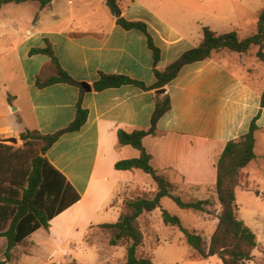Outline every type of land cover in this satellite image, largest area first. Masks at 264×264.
<instances>
[{"label": "crops", "instance_id": "0c3cea01", "mask_svg": "<svg viewBox=\"0 0 264 264\" xmlns=\"http://www.w3.org/2000/svg\"><path fill=\"white\" fill-rule=\"evenodd\" d=\"M57 1L40 7L63 20L53 28L36 30L32 24L24 29L15 18L0 20V57L15 54L9 81L5 74L0 78V144L22 148L21 136L27 130L43 136L64 130L75 120L80 105L89 112L85 126L64 135L44 156L71 187L63 202L76 195L80 200L55 216L49 229L40 228L14 247L7 264H79L80 252L91 247L87 238L101 225L116 223L112 219L119 220L125 200L157 191L155 182L152 190H145L149 174L119 171L115 166L140 157L133 147L119 146L118 132L148 131L157 105L165 98H170L171 109L159 121L156 134L143 144L152 167L173 190L187 194L204 187L205 191L204 185L217 181V162L226 144L249 130L248 126L244 132L243 120L235 129L233 121L251 108L253 92L232 68L234 63L243 64L242 59H232L227 50L185 66L176 80L161 88L167 93L160 100L158 89H94L102 75H122L152 86L155 70L164 72L198 47L205 27L220 33L211 22L219 20L211 10L216 0H119L122 17L147 25L161 51L157 65L147 37L121 27L104 0H63L56 9ZM46 48L74 84L38 86L57 76L49 55L31 53ZM82 83L91 86V92ZM7 247V239L0 238V262H6Z\"/></svg>", "mask_w": 264, "mask_h": 264}, {"label": "trees", "instance_id": "16d2710c", "mask_svg": "<svg viewBox=\"0 0 264 264\" xmlns=\"http://www.w3.org/2000/svg\"><path fill=\"white\" fill-rule=\"evenodd\" d=\"M52 1L0 0V9L8 4L21 5L30 2H37L44 9ZM104 1L114 16L121 14L117 21L121 27L129 31H139L147 37L148 46L153 52L154 63L157 65L161 59V51L155 45L147 25L142 22H130L122 17L119 0ZM254 47L258 48L256 58L264 63V11L258 17L257 33L245 40H240L235 32L219 35L205 27L201 44L185 52L164 72L155 70V83L150 87L126 76L102 75L94 84V89L102 92L123 86H134L144 91L165 88L178 78L185 66L205 61L215 52L227 50L244 55ZM31 53L49 55L57 71L56 77L39 83V87L46 88L57 83H75L61 67L51 49H34ZM260 108L259 113L250 123L248 132L229 141L217 162L216 193L221 205V213L210 244L207 245L200 234L184 228L178 217L163 210V222L167 226L179 228L187 244L203 259L218 257L223 264H248L252 261L253 252L258 247L256 234L245 221L239 218L236 190L240 184L241 172L257 159L256 133L260 129L258 121L264 110V92L261 96ZM170 109L171 100L167 97L157 105L148 131H137L131 134L122 130L118 132L119 146L133 147L139 151L140 157L120 161L115 168L119 171L141 170L149 174L157 185L156 192H145L125 200L122 214L116 223L100 226L101 230L109 233L110 246L127 247L125 264H154L151 259L138 256L144 244L140 219L145 214L161 209L164 198H170L183 210L206 212L207 207L211 206L209 200L185 202L181 197L174 195L172 184L151 165V155L146 151L143 141L146 137L156 134L159 121ZM88 114L89 112L79 105L75 120L66 129L46 136L38 131L30 130L22 134L21 139L25 141V147L30 146L34 141L42 143L41 152L33 155L29 166L21 167L22 165L18 164V158H16L18 151L11 145L0 144V238H6L8 242L5 252L6 262H0V264H7L10 261L14 247L40 228L49 229L50 221L55 216L80 200V196L76 195L73 201L63 202L67 198L66 189L71 187L67 184L65 177L44 156L64 135L81 131L88 120ZM7 224L9 226L5 227Z\"/></svg>", "mask_w": 264, "mask_h": 264}, {"label": "rangeland", "instance_id": "374dc122", "mask_svg": "<svg viewBox=\"0 0 264 264\" xmlns=\"http://www.w3.org/2000/svg\"><path fill=\"white\" fill-rule=\"evenodd\" d=\"M72 1L79 2L78 0ZM60 3L63 4V0L56 2V9H59ZM211 10H215L219 17V20H211L213 28L220 32L219 35L235 32L240 40H245L257 33L258 17L264 11V0H216ZM51 13L50 9L40 11L39 3L8 4L0 10V20L15 18L19 21L18 23H22L21 26L24 29H30L34 24L36 30H42L53 28L63 22L62 19L56 20L51 17ZM257 51L258 48L254 47L249 53L240 57L237 54L225 52L234 60L242 59L243 64L232 62L234 63L232 68L250 85L253 92L250 95L251 108L233 121L236 129L243 120L244 125L242 123L241 127H244V132L259 113L260 100L264 92V63L256 58ZM11 57L14 58L15 54L0 57V78L2 74H5L7 81L10 79ZM258 125L260 129L256 133L257 159L241 172L240 184L236 190L239 218L254 231L258 242V247L253 252V259L248 264H264V110ZM9 145L18 151L16 158H18V164L22 165L21 167L29 166L33 155L39 154L42 147L39 141H34L30 146L22 148H18L14 143H9ZM143 175L146 174L143 173ZM145 177H147L144 184L145 190L150 191L154 186V181L151 176L146 175ZM204 186L205 191L203 187L198 192L186 194L176 189L173 190V194L181 197L185 202L209 200L211 206L207 207L206 212L183 210L173 200L167 198L164 199L161 209L141 217L144 244L139 250L140 258L151 259L154 264H223L218 257L201 258L187 244L179 228L167 226L163 222V210H166L178 217L184 228L200 234L209 245L218 225L221 205L216 193V180ZM116 221L118 219H112V223ZM8 226L9 224L5 225V227ZM109 239V233L104 230L100 229L91 233L87 238V245L91 247L80 252L81 259L77 257L79 264H125L127 247H112ZM71 264L78 263L72 262Z\"/></svg>", "mask_w": 264, "mask_h": 264}, {"label": "water", "instance_id": "95a60500", "mask_svg": "<svg viewBox=\"0 0 264 264\" xmlns=\"http://www.w3.org/2000/svg\"><path fill=\"white\" fill-rule=\"evenodd\" d=\"M117 18L121 17V14L116 15ZM81 87L88 92H91V86H89L87 83H82ZM167 93V89H158L155 91V94L157 96V99L160 100L161 97H163Z\"/></svg>", "mask_w": 264, "mask_h": 264}]
</instances>
